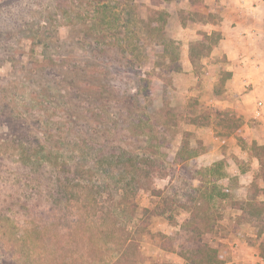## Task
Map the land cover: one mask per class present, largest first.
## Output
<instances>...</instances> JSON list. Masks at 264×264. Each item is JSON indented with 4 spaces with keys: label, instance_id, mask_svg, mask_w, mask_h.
<instances>
[{
    "label": "rangeland",
    "instance_id": "rangeland-1",
    "mask_svg": "<svg viewBox=\"0 0 264 264\" xmlns=\"http://www.w3.org/2000/svg\"><path fill=\"white\" fill-rule=\"evenodd\" d=\"M221 1L0 0V264H193L181 251L196 234L222 264H264V220L233 206L257 193V99L210 89L221 58L183 66ZM126 170L140 187L120 202Z\"/></svg>",
    "mask_w": 264,
    "mask_h": 264
},
{
    "label": "crops",
    "instance_id": "crops-1",
    "mask_svg": "<svg viewBox=\"0 0 264 264\" xmlns=\"http://www.w3.org/2000/svg\"><path fill=\"white\" fill-rule=\"evenodd\" d=\"M221 2L217 22L211 24L220 39L210 54L224 60L231 73L226 92L238 97V107L243 108L257 98L264 100V0ZM190 63L188 52L183 61L185 71H190ZM209 77L213 91L219 76L215 72Z\"/></svg>",
    "mask_w": 264,
    "mask_h": 264
},
{
    "label": "trees",
    "instance_id": "trees-1",
    "mask_svg": "<svg viewBox=\"0 0 264 264\" xmlns=\"http://www.w3.org/2000/svg\"><path fill=\"white\" fill-rule=\"evenodd\" d=\"M220 39V33L217 31H207L203 29H198L194 31L189 40V57L191 59L192 64H196L198 60H202L204 57L210 55L213 47L218 43ZM169 60L172 62L173 60L175 61V53L174 50L172 53H169ZM178 70L182 69V64L179 63L177 66ZM221 75L220 78L215 85V90L217 93L221 94L225 92V85L228 80V78L231 76V73L227 71L226 65L224 64L221 68ZM218 72V71H216ZM120 147H116V149H119ZM253 148L255 150L256 156L260 160V172L256 175L255 177V182L254 185L257 188V193L253 197L254 201L250 202L247 201L246 203L240 202L239 200H236L233 204V206L238 207L242 210L243 214L250 216V217H255V218H260L261 220H264V199L262 201L256 200L257 194H263L264 195V184L261 183V181L264 183V145H258L256 142L253 143ZM113 151H117L114 150ZM117 155H112V159L110 162H113V157H116ZM123 157V158H122ZM128 157L124 154H121V159L118 161V164L121 166L127 167V164L130 163V166L133 168V171L136 170V166L138 162H134L132 158H129V160L126 161ZM80 171V179L84 178L85 181H88L87 178H90L92 176V165L90 163H82L79 162L78 165H76ZM101 168V167H100ZM5 172L6 169L3 166V163L0 161V173ZM105 173H102L101 176H103ZM132 171H121L117 176H114V193L119 195V200L122 202V200L127 199L133 200V197L135 193L138 191L140 187V180H138L135 177V174H131ZM89 175V176H88ZM0 182H3L0 180ZM89 182V181H88ZM81 184V183H79ZM6 185V188L3 190L4 191V196L2 197L3 203L5 200V203L8 199L14 200L15 196H17V191L16 189L11 188L10 182L9 183H4ZM109 187L110 185L107 184ZM195 195L193 200H199V197L201 196L200 193V188L194 189ZM113 193V192H112ZM116 194H113L116 196ZM132 197H129L131 196ZM214 195L212 194L210 197L212 198ZM222 198H224V194L222 191L218 195ZM11 202V201H10ZM208 202V201H207ZM207 204V203H206ZM10 205V203H9ZM199 204L197 207H195L196 211L193 212L191 219L183 224V230L187 232H192L196 229L199 228L198 225H200V216L202 212L207 213L208 208L206 206H200ZM135 206V205H133ZM208 206V205H207ZM10 206L7 209V212L9 211ZM204 215V214H203ZM209 224L211 222H208ZM262 226L264 227V221L262 223ZM128 239L124 240L123 246H126V242ZM192 242V245L187 246V249H183L182 256L186 258L187 260L191 261L193 264H222L224 261V251L222 247H213L210 246L207 242L203 241V239L200 237V235H192L188 237V243ZM190 242V243H191ZM185 244H182V248H185Z\"/></svg>",
    "mask_w": 264,
    "mask_h": 264
},
{
    "label": "built area",
    "instance_id": "built-area-1",
    "mask_svg": "<svg viewBox=\"0 0 264 264\" xmlns=\"http://www.w3.org/2000/svg\"><path fill=\"white\" fill-rule=\"evenodd\" d=\"M253 117L260 121L264 127V100L257 98L254 108H253Z\"/></svg>",
    "mask_w": 264,
    "mask_h": 264
}]
</instances>
